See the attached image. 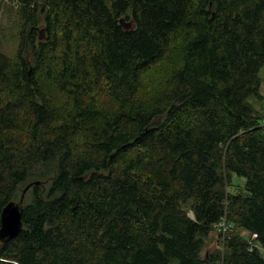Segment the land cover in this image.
<instances>
[{"label":"trees","instance_id":"trees-1","mask_svg":"<svg viewBox=\"0 0 264 264\" xmlns=\"http://www.w3.org/2000/svg\"><path fill=\"white\" fill-rule=\"evenodd\" d=\"M15 1L17 54L0 52V228L31 177L49 175L27 191L18 237L0 240V264H264L252 103L264 0ZM177 39L170 82L142 97ZM225 215L224 249L219 235L204 255Z\"/></svg>","mask_w":264,"mask_h":264},{"label":"rangeland","instance_id":"rangeland-1","mask_svg":"<svg viewBox=\"0 0 264 264\" xmlns=\"http://www.w3.org/2000/svg\"><path fill=\"white\" fill-rule=\"evenodd\" d=\"M17 7L18 5L15 0H0V52L10 57H15L20 43L19 33L21 28V21L16 11ZM42 31L43 26L40 27L39 34L41 36H44L45 32L42 33ZM180 45L181 40H175L172 47L167 52L163 62L159 64L153 71L149 72L146 75L144 79V86L142 88L143 91L141 93L142 97L154 95L157 90L165 87L170 82L172 74L179 62ZM261 78L263 81L261 89L263 100H252V103L254 104L256 109L264 112V69L261 72ZM94 96L97 101L102 102L106 99V95L103 90L97 91ZM262 122H264V120ZM48 175L49 172L45 170H40L36 175L31 177V183L33 181L37 182L36 180H38L39 178H45ZM234 182L243 184L245 180L242 178L234 177ZM219 235L221 236L219 232L217 234L212 233L211 236L206 240V249L204 255L205 253L207 254L208 250L216 251L218 246ZM240 236L247 238L248 241L250 240L251 242L252 238L250 239L248 234H246L244 231L240 232ZM252 243H254V241ZM220 249L221 251L224 249V247H222V244Z\"/></svg>","mask_w":264,"mask_h":264},{"label":"water","instance_id":"water-1","mask_svg":"<svg viewBox=\"0 0 264 264\" xmlns=\"http://www.w3.org/2000/svg\"><path fill=\"white\" fill-rule=\"evenodd\" d=\"M120 24L126 29L133 28L132 22H126L125 18L120 19ZM44 30L42 31V33ZM41 36L40 39H43ZM40 182H32L24 189L22 197L18 203L11 202L3 210L1 216L0 240L10 241L18 237L23 228L22 211L27 191Z\"/></svg>","mask_w":264,"mask_h":264},{"label":"built area","instance_id":"built-area-1","mask_svg":"<svg viewBox=\"0 0 264 264\" xmlns=\"http://www.w3.org/2000/svg\"><path fill=\"white\" fill-rule=\"evenodd\" d=\"M215 227L217 228L218 232L221 234V237H222V247H224V243H225V240H226L227 234H228L227 231L229 232V230L231 229L232 225L228 223V221L226 219V215H225V217H223L219 221V223L215 225ZM245 233L248 234L247 232H245ZM256 238L257 237L255 235L250 236V239H251V242L250 243H251L252 246L255 244V242L254 243H252V242L255 241ZM215 264H225L224 263L223 256H221L220 258H218L216 260V263Z\"/></svg>","mask_w":264,"mask_h":264}]
</instances>
